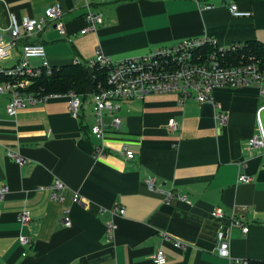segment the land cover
Listing matches in <instances>:
<instances>
[{
	"label": "crops",
	"instance_id": "obj_1",
	"mask_svg": "<svg viewBox=\"0 0 264 264\" xmlns=\"http://www.w3.org/2000/svg\"><path fill=\"white\" fill-rule=\"evenodd\" d=\"M87 1L91 11L103 14V22L95 32L81 34ZM203 3L0 0V31L11 15L38 20L54 4L61 6L65 30L61 35L54 22H46L41 32L21 40L9 59L0 60V68L17 65L26 43L45 49L44 60H29L32 67L84 64L97 50L119 61L204 36L221 47L264 43V0H206L210 9L200 8ZM231 3L250 15L232 16ZM212 97L213 103L187 100L183 106L175 94L121 102L117 129L111 115H103L107 150L95 156L101 142L90 134L95 123L91 95L74 118L66 95L10 117L9 95L0 94V186L8 187L0 200V264H155L158 250L165 264H264V149L248 146L259 134L264 94L238 87L214 90ZM219 114L227 117L222 125ZM170 119L179 123L178 131H168ZM124 147L133 152L131 160L122 155ZM8 149L27 163L18 166L8 159ZM240 175L249 180L238 182ZM148 178L173 199L151 192ZM55 180L65 184L61 202L52 201L46 188ZM75 194L81 203H74ZM215 208L225 217L213 219ZM24 210L31 219L22 226L18 215ZM64 214L69 228L61 222ZM232 214L247 232L231 227V259H225L217 254V231L229 229ZM20 236L29 244L21 246Z\"/></svg>",
	"mask_w": 264,
	"mask_h": 264
},
{
	"label": "built area",
	"instance_id": "obj_2",
	"mask_svg": "<svg viewBox=\"0 0 264 264\" xmlns=\"http://www.w3.org/2000/svg\"><path fill=\"white\" fill-rule=\"evenodd\" d=\"M103 0H91V2ZM206 0H195L197 4L204 2L200 8L210 9L212 6L205 3ZM86 13L84 20L86 28L81 30V34L95 32L97 27L103 22V14L99 11L89 9L90 2L86 3ZM230 14L234 17H247L248 12L238 10L236 4L228 6ZM62 9L59 4H54L44 10V16L40 19L23 18L18 20L15 15L9 17V25L5 30L0 31V60L9 59L18 43L31 33L41 32L46 22H54V26L59 34L64 35L65 30L60 22ZM242 44H233L229 47H221L213 38L204 36L203 38L184 39L175 45L165 46L157 50L150 51L144 55L113 61L96 51L95 57L85 62L89 69H102L105 71V86L91 94L92 111L95 116V123L90 127V134L100 140V144L94 147L95 156H104L106 147L103 144L104 131L102 118L104 114L111 115V126L117 129L120 119L117 116L121 102L129 100H142L151 94H175L178 96V103L183 106L187 100H193L198 104L213 103L212 93L217 89L254 87L264 94V70L259 62L250 56L240 55ZM240 55L238 59L235 56ZM30 59H45V49L41 44L26 43L21 48L20 60L10 69H1L0 76L4 81L0 83V94L9 95L6 105V113L10 117H15L19 110L34 106L38 103L46 102L51 97L61 95H45L36 93L30 89L31 80L40 76L45 70L50 71L46 63L39 67H32ZM74 64H79L77 61ZM69 98V112L76 118L82 105V99L74 92L65 94ZM264 111V106L261 109ZM225 115H216V120L221 125L226 122ZM258 122L260 118L258 115ZM169 132L180 129L179 123L170 119L167 124ZM251 149H264V135L259 128V134L252 136L248 140ZM128 160L133 158V152L125 147L121 151ZM8 159L18 166H23L27 160L19 154L7 150ZM249 179L245 175L238 176V182H247ZM148 189L151 192H158L165 196L167 202L173 199L171 192H166L158 187L153 178L146 180ZM50 199L61 202L62 192L65 184L55 180L49 187ZM8 193V187L0 186V200ZM74 203H81L82 199L78 194L73 197ZM123 214L124 210H119ZM210 216L213 219L225 217V213L220 208L212 210ZM28 211L24 210L18 215L19 223L24 226L30 221ZM229 229L217 231L218 249L217 254L221 258L231 259L229 255V236L233 226L241 228L243 234L247 228L231 215ZM61 222L64 227L69 228L71 221L68 214H64ZM29 238L19 237L21 246L28 245ZM175 246H182L175 243ZM155 264H165V254L158 250L154 256ZM230 264H247L245 261L234 260Z\"/></svg>",
	"mask_w": 264,
	"mask_h": 264
},
{
	"label": "trees",
	"instance_id": "obj_3",
	"mask_svg": "<svg viewBox=\"0 0 264 264\" xmlns=\"http://www.w3.org/2000/svg\"><path fill=\"white\" fill-rule=\"evenodd\" d=\"M242 45L239 54L248 55L257 60L264 70V43L249 41ZM240 55L235 56L236 59ZM105 76L106 73L102 69H89L84 64L71 63L60 67H50L49 72L43 70L40 76L31 80L30 89L45 95H65L68 92H74L85 100L105 86ZM0 80H4V77L0 76Z\"/></svg>",
	"mask_w": 264,
	"mask_h": 264
},
{
	"label": "water",
	"instance_id": "obj_4",
	"mask_svg": "<svg viewBox=\"0 0 264 264\" xmlns=\"http://www.w3.org/2000/svg\"><path fill=\"white\" fill-rule=\"evenodd\" d=\"M260 115V122H259V128L261 129V131L263 132V135H264V111H261L259 113Z\"/></svg>",
	"mask_w": 264,
	"mask_h": 264
},
{
	"label": "rangeland",
	"instance_id": "obj_5",
	"mask_svg": "<svg viewBox=\"0 0 264 264\" xmlns=\"http://www.w3.org/2000/svg\"><path fill=\"white\" fill-rule=\"evenodd\" d=\"M88 101H89V99H88Z\"/></svg>",
	"mask_w": 264,
	"mask_h": 264
}]
</instances>
